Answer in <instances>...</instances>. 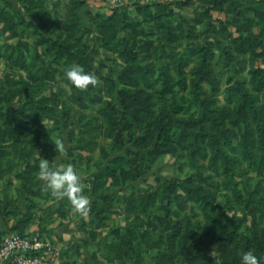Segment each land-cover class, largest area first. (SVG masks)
I'll list each match as a JSON object with an SVG mask.
<instances>
[{"label":"rangeland","instance_id":"374dc122","mask_svg":"<svg viewBox=\"0 0 264 264\" xmlns=\"http://www.w3.org/2000/svg\"><path fill=\"white\" fill-rule=\"evenodd\" d=\"M72 1L0 0V242L35 227L61 247L47 264H241L247 249L264 264V165L240 154L259 124L229 91L264 72V0H99L80 10V45L42 46L31 14L49 11L56 31ZM76 63L99 83L72 85ZM218 144L241 164L216 168ZM44 157L77 167L86 216L39 184Z\"/></svg>","mask_w":264,"mask_h":264},{"label":"trees","instance_id":"16d2710c","mask_svg":"<svg viewBox=\"0 0 264 264\" xmlns=\"http://www.w3.org/2000/svg\"><path fill=\"white\" fill-rule=\"evenodd\" d=\"M39 1L43 3L46 0H39ZM84 2H85L84 0H73L72 1L73 7H71L69 11L68 18L65 21H63L62 19H57L56 22L58 24V29L54 31L53 29H49V26H48L49 23H46L47 22L46 20L48 18H51L52 14L49 11H45V13L43 14L34 15V13H32L33 11L32 8L36 7V8L43 9V7H41V5H39L36 2L34 3V0H30L31 5L33 3L34 4L32 8L30 7L29 12L32 13L31 14L32 16H38V19H39L38 26L40 25L39 27L42 28V30L38 32V34L41 35V39L44 40L41 42L42 46H48V43L52 42L54 47L64 48L63 43H65V41H70L68 38H71V40H75L76 43L80 45V41H81L80 38L82 37L84 38L83 35H81L80 37V34L82 33L83 23H84L80 10L85 5ZM29 25L33 26L31 22L29 23ZM63 27L65 30L63 29ZM64 32L65 33L68 32V35L66 33V36H65ZM64 37L65 39H63ZM72 45H69V47H74L75 43ZM252 78L255 81L253 88H247L244 86L241 87V86L236 85L234 87H231L229 91L232 97L236 96L239 99H241V104L239 106L240 112L244 114L251 113L253 121L255 120L257 121V124H259V126L257 127L252 124L250 131L249 132L247 131L244 134V139L241 141V144H240V151H241L240 154L244 157V159H247L251 164L256 163L258 164V166H263L264 163L260 162L255 157L254 148L258 147L259 149H261L262 148L261 146H264V72L256 69L253 71ZM201 90H202L201 86L197 85L195 89V93L197 97L201 94ZM79 99H80L79 101H81V96ZM183 109H184L183 106L179 107L178 111H182ZM0 117H2V114H0ZM7 119L14 121L16 117L7 116ZM230 150L231 152H233L232 149ZM233 150H239V149L233 148ZM214 155L215 156L213 157V160H214V166H216V168H219V166L221 165V166H224L227 170L228 169L230 170L231 167L239 166L242 162L240 157H236L232 155L231 153L226 151L224 148H222L219 144L216 145ZM124 163H127V161L125 160L123 156H119L115 158L112 161V165L108 166L107 170L101 171L96 176V179L98 180L99 178H102V177H110L117 171V167ZM32 170L33 169H28L27 172L25 171L26 175H25L24 180L29 178L28 175L32 172ZM38 182L39 184L41 183L40 178H38ZM96 184H97V187L103 186L102 184L98 185L97 182ZM178 187H184V184L180 182H173L172 185L169 187L171 189V193L175 194L177 192ZM20 234H26V233H20Z\"/></svg>","mask_w":264,"mask_h":264},{"label":"clouds","instance_id":"9594fccd","mask_svg":"<svg viewBox=\"0 0 264 264\" xmlns=\"http://www.w3.org/2000/svg\"><path fill=\"white\" fill-rule=\"evenodd\" d=\"M66 76L71 84L81 90H87L89 86L99 83V77L85 70L81 64H72L66 69ZM62 147V145H61ZM38 176L46 182L47 189L57 199L67 198L74 209L82 215H87L90 209V197L84 192L81 174L72 163L55 167L48 158H42L39 162ZM241 264H261V257L254 249L241 250Z\"/></svg>","mask_w":264,"mask_h":264},{"label":"built area","instance_id":"2783aa9c","mask_svg":"<svg viewBox=\"0 0 264 264\" xmlns=\"http://www.w3.org/2000/svg\"><path fill=\"white\" fill-rule=\"evenodd\" d=\"M141 0H110V3L135 4ZM61 247L38 231L6 234L0 244L1 264H47L43 257H59Z\"/></svg>","mask_w":264,"mask_h":264},{"label":"crops","instance_id":"0c3cea01","mask_svg":"<svg viewBox=\"0 0 264 264\" xmlns=\"http://www.w3.org/2000/svg\"><path fill=\"white\" fill-rule=\"evenodd\" d=\"M98 1L99 0H91V2H89V4H85L84 6H88V7H90V6H94V5H97L98 4ZM109 1V0H108ZM83 6V7H84ZM87 12V11H86ZM43 187H45V186H43ZM33 217L34 216H28V217H26L25 215H22V216H20V218H19V222H21V224H24L25 223V221L27 220V221H31L32 219H33ZM2 221V223H3V226L2 227H5L6 226V223L5 222H3L4 220H1ZM21 224H19V223H15V222H13L12 221V226L10 227V228H14V230L15 231H20V229H21ZM37 228H39L38 226H37ZM62 229H64V228H62ZM35 231V227H33L32 229H31V231L30 232H28V233H31V232H34ZM55 232H57V233H60L61 234V231H60V228L59 229H57V230H55ZM63 232V231H62ZM68 237V236H67ZM69 238V237H68Z\"/></svg>","mask_w":264,"mask_h":264}]
</instances>
